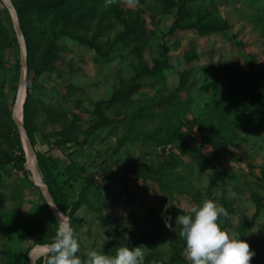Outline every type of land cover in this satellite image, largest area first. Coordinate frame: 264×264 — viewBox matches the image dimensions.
I'll list each match as a JSON object with an SVG mask.
<instances>
[{"label":"rangeland","instance_id":"1","mask_svg":"<svg viewBox=\"0 0 264 264\" xmlns=\"http://www.w3.org/2000/svg\"><path fill=\"white\" fill-rule=\"evenodd\" d=\"M12 1L34 49L24 63L0 0V157L16 160L0 162V264H31L67 231L34 181L22 99L37 174L57 181L70 223L67 246L35 264H264V0H72L73 30ZM165 51V69L144 73ZM157 134L176 135L170 152Z\"/></svg>","mask_w":264,"mask_h":264},{"label":"trees","instance_id":"2","mask_svg":"<svg viewBox=\"0 0 264 264\" xmlns=\"http://www.w3.org/2000/svg\"><path fill=\"white\" fill-rule=\"evenodd\" d=\"M88 0H80V3L82 4V6L80 8L85 9L87 6L89 5H95L93 3L97 2L96 0H93L91 2H87ZM185 1V0H184ZM31 7H33L32 9H36L40 12V17L44 15V20L42 21L43 24L45 25V23L49 24L51 28H55V29H60L61 26H64V29H79V28H83L84 26H80L79 23L76 21V19L74 18L75 14L80 11V9L77 8V6H72V0H38L37 3H31ZM16 8L20 17V20L22 19V13L24 12V10L26 9L24 6H20L18 3H16ZM88 17V16H87ZM86 19H84L85 21ZM82 21V20H80ZM46 26V25H45ZM23 30L24 33L26 35L27 38V43H28V49L29 52H32V50L34 49L33 47V42L30 40V36H29V32L27 31L26 27L23 26ZM45 51V50H44ZM43 51V53H44ZM52 52H57V47H51V49L45 53L42 56V59L40 61V63L38 64L37 67L33 66V63L31 62L30 64V68H29V83H28V92L29 94H31L32 89H33V85H32V80H33V76L34 73H41L44 65L46 64L47 61H49L50 55H52ZM31 56V60L33 58L32 53H30ZM168 58L169 55L168 53L165 51L163 53V59H158L156 61L155 67H153L152 70H145L144 73L152 76H156L157 74H159L163 69H165L166 65L168 64ZM145 75V74H143ZM138 86V84H137ZM134 87H136L134 85ZM134 91L130 90L127 92L126 95H128L130 97V95L133 94ZM176 96H173V98ZM171 99L172 102H170L173 106L176 105L174 102V99ZM119 99L118 96H115L113 100H117ZM170 100V101H171ZM32 99H30L28 97L27 99V107L29 106V104L31 103ZM101 114V121L96 125L98 128L99 127H103L106 126L109 121H108V117L105 114V112H100ZM30 118L28 111L26 114V122H25V126L30 134V137L32 139V142L34 144V138H33V132H32V128L30 125V122L28 121ZM151 139H154L158 144L157 145H168L170 143H173L172 141H174V139H176V135L174 134H170L168 136H160L157 134V136H150ZM22 150V147H21ZM22 153L23 150H22ZM23 155V154H22ZM23 160H25L24 156L22 158ZM0 162L1 163H15L16 164V160L12 157L9 156H5V157H0ZM50 187V191L51 194L53 196V198L55 199L56 203L58 204V206L63 209L64 205L68 202L66 195L64 194L63 190L61 189V187L59 186V184L57 183L56 180H53V182H48L47 183ZM57 186V189H56ZM255 203H256V213L254 215V220H256L257 218L260 217L262 210L264 208V195L262 196H254L253 197ZM77 206H74L72 209L75 210ZM42 241L40 240V238H37V243H41ZM214 247L215 246V242H211L210 244H206V243H200L198 245L199 248H207V247ZM180 259L183 258L181 256H176L174 257V259ZM156 264H160V262H157Z\"/></svg>","mask_w":264,"mask_h":264},{"label":"water","instance_id":"3","mask_svg":"<svg viewBox=\"0 0 264 264\" xmlns=\"http://www.w3.org/2000/svg\"><path fill=\"white\" fill-rule=\"evenodd\" d=\"M4 1L12 9V12H13V15H14V19H15V23H16V30H17V32H18V34H19V36H20V38H21V40L23 41V44H24V60L23 61H24V63H26L27 58H28V48H27L26 39H25V35H24L23 29H22V26H21L20 17H19L17 8L15 7V5H14L12 0H4ZM26 77H27V75H26ZM13 118H14L16 124L21 129L23 135H24L27 151H28V154L31 157V161H32V165H33L34 181H35V183L38 186H40L45 191L46 201L49 204L50 209L52 210L53 214L55 215L57 221L60 224H64L65 227L67 228V231H66V234H65V243L64 244H62V245H58V244L39 245V246H37L36 248H34L31 251L30 262H31V264H35V262H36V252H37L38 248H45L46 247V248L49 249V253H52V252L62 251L67 246L68 239H69V234H70V232H69L70 231V223L66 222L63 219L58 207L56 206V204L54 202V199H53V196L51 194L49 185L46 182H44L43 180H41L40 177L37 174V166H36V159H35L34 144L32 142L30 134H29V132H28L26 126H25L24 120L20 119L18 117L17 113L14 114Z\"/></svg>","mask_w":264,"mask_h":264},{"label":"bare ground","instance_id":"4","mask_svg":"<svg viewBox=\"0 0 264 264\" xmlns=\"http://www.w3.org/2000/svg\"><path fill=\"white\" fill-rule=\"evenodd\" d=\"M24 91V90H23ZM24 98V97H23ZM23 102H24V100L22 99L21 100V102H20V105H19V108H18V112H17V115H18V117L20 118V119H22L21 118V115H20V108L22 107V105H23ZM22 114V113H21ZM46 255L47 256V254H49V249L48 248H38V250H37V252H36V258L38 257V256H40V255Z\"/></svg>","mask_w":264,"mask_h":264},{"label":"built area","instance_id":"5","mask_svg":"<svg viewBox=\"0 0 264 264\" xmlns=\"http://www.w3.org/2000/svg\"><path fill=\"white\" fill-rule=\"evenodd\" d=\"M171 148H172V145H168L167 147H164V149H166V152H170ZM162 152H163V150H162Z\"/></svg>","mask_w":264,"mask_h":264}]
</instances>
